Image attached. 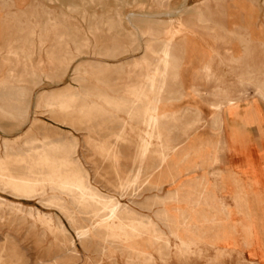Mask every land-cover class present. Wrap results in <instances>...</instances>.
Here are the masks:
<instances>
[{"label": "rangeland", "instance_id": "rangeland-1", "mask_svg": "<svg viewBox=\"0 0 264 264\" xmlns=\"http://www.w3.org/2000/svg\"><path fill=\"white\" fill-rule=\"evenodd\" d=\"M263 1L169 0L172 15L153 18L144 15L156 13L155 0L0 3V82L13 71L17 86L10 91L30 118L27 125L22 116L14 121L0 111V264H264ZM197 2L225 6L230 16L218 21L233 22L240 32L248 27L249 49L220 40L215 29L176 13ZM129 13L141 14L135 23L142 50L129 47ZM12 16L26 20L15 24ZM45 23L56 29L39 40ZM63 28L68 33L62 37ZM168 29L175 30L169 42L178 63L168 68L159 91L145 87L144 99L156 97L168 113L161 119L162 143L152 137L139 159L135 120L116 110L112 100L126 101L128 92L144 84V62L154 58L144 46L158 50ZM60 41L64 48L53 50ZM204 52L210 54L211 76L199 79L194 71ZM232 55L236 60L230 62ZM58 62L63 64L56 68ZM70 92L75 97L69 108L44 106ZM118 118L124 121L123 133H116ZM207 118L211 130L203 126ZM170 147V154H160ZM71 151L81 164V180L139 216H150L168 246L152 243L154 231L139 219L128 222L137 221L132 225L138 228L129 236L140 239L149 253L130 250L123 236L116 242L92 233L84 238L94 219L75 211L69 222L55 198L68 203L66 192L29 172Z\"/></svg>", "mask_w": 264, "mask_h": 264}, {"label": "bare ground", "instance_id": "bare-ground-1", "mask_svg": "<svg viewBox=\"0 0 264 264\" xmlns=\"http://www.w3.org/2000/svg\"><path fill=\"white\" fill-rule=\"evenodd\" d=\"M18 1H25V0H18ZM167 1H169V0H155L153 7L156 9V13L155 14H146V15H144V17L153 18L155 15L170 14V13L172 15V12L169 11L168 8L166 7ZM238 1L240 2V1H244V0H238ZM224 2H225V0H224ZM0 3H2V4L6 3V0H0ZM262 3H263L262 8L264 9V1ZM208 4H206V3H200L199 4L197 2V5H194L192 7L183 6L182 8L178 9L176 13L179 12L180 14L186 15L192 22L193 21L197 22L201 26H207L210 29H215L217 31L218 38L220 40L222 39L223 41H225L229 44L236 43L237 46L239 45V46L243 47L245 49V51H247L250 47L249 41H251L248 27L244 28L243 32H240L237 25L233 22L230 23L229 25H223L218 20L222 19L223 17H229L230 12L226 9L225 6L214 7L213 5H208ZM166 8H167V10H166ZM113 11H115V10H113ZM118 11L120 12V10H118ZM140 15L141 14H139V17H140ZM234 15L239 16L238 13L237 14L234 13ZM142 16H143V14H142ZM168 16H170V15H168ZM263 16H264V13H263ZM139 17H138V15H132L131 13H129V15H126V19H127L126 21L130 23V25H131L130 28H132V31L129 33V39H130V46L129 47H133V45H134V46H136L135 48L137 50L138 49L142 50L143 48H142V46H140L141 30H140L139 26L135 23V21ZM12 19H14L15 24H21L26 20L25 16H23V17L12 16ZM171 22H172V20H171ZM171 22H170V24H171ZM52 23L57 24L58 22L54 21ZM169 26H171V25H168V28H169ZM174 28H176V27H174ZM55 29L53 28V26L51 27V25H48L47 23L43 24L39 29V40H43L48 35L53 34ZM176 29H179V28H176ZM164 31H166V30H164ZM183 31H184V29H183ZM186 31L188 33V30H186ZM174 32H175V30H174ZM174 32L168 29L167 38L165 37L166 39H164L161 42V45L159 46L158 50H156V51H154L152 48L144 46V49L152 52L153 53L152 56L154 57L150 64L147 62H144L145 68H146V75H145V77L143 76L145 78L144 84L139 85L132 92H128V95H127L128 98L126 101L122 100V99H117V98L112 100V105L114 106V108L116 110L124 111V113L126 114V116L130 120L131 119L135 120V123H136L135 128L137 129L136 133H140V134H138L139 142L137 143V148H138L137 149V155H138L137 157L138 158L142 157L145 154L147 148L151 144L150 141H151L152 137L158 138L160 140V143H162L161 131H160L161 119L166 117V115L168 113L159 106V103H158V100L156 97H154L151 101H148V102H146L144 100L146 97V94H147L145 87L147 86L148 90L151 93L152 92L154 93L157 90L159 91V89L162 87V83L165 79L166 72H167L168 68L170 66L177 65L178 60H177L176 56L172 53V46L169 42L170 39L172 38V36H175V35H173V34H175ZM29 33L31 34L30 31H29ZM67 33H68V30L66 28H63V31L60 33L59 36L63 37L65 35H67ZM180 34L182 35V33H180ZM180 34H179V36H180ZM177 39H178V37H177ZM171 40H173V38ZM80 46H82V45H80ZM51 47L53 50L59 52L64 48V43H63V41H60L56 45H52ZM81 48L77 47L76 50L78 53H81L80 52ZM232 49H235V48H232ZM8 53L11 54V53H14V51L11 49V51ZM204 53L202 54V58L199 60V62H197V69L194 71L195 77H197L199 79H206L209 76H211V70H210V67H209L208 62H207L208 61L207 58L210 56V54H206V53L204 54ZM199 56H200V54H199ZM233 56L234 55H232L230 62L236 60V59H234ZM7 60L9 61V59H7ZM40 60H42V59H40ZM93 63H94L93 65H98V63H95V62H93ZM56 64H57L56 65V68H57L59 65H62L63 63L58 62ZM12 74H13V71H11V70L8 71L6 73V75L3 76L4 78L7 79V81L5 80V81L0 82V111L3 114L11 117L12 119L22 116L23 120H24V124L28 125V123L30 121L29 115L27 114L28 109L24 106L16 104V99L13 96V92L10 91L11 88L17 86V83H15L13 80ZM3 77H2V80L4 79ZM8 80H10V82H8ZM32 93H33V90H32ZM40 94H41V92H40ZM131 95L134 96V99L130 98ZM74 97H75V93L70 92V93L64 94L62 100L58 99V98H52L50 100H47L44 103V106L45 107H52L56 104H60L64 108H69L70 102ZM217 105H219V104H217ZM218 111H219V108H217L215 111L217 113L215 116L216 118H219ZM215 112H213V113H215ZM213 113H210V116ZM208 122H209V119L207 118L206 123L203 126L205 128H208L209 130H211L213 126H209ZM123 125H124V121L120 120L118 118L116 133H123ZM218 130H219V128H217V131ZM141 133H145L146 136L148 137V139L146 140L145 137L143 135H141ZM120 137H121V135H120ZM234 137H235V134H234ZM236 137H237V135H236ZM159 151H160V154L162 156H165V154H167V153L170 154V152L173 151V147H170L167 150H164V148H162V150H159ZM73 154H74V152L71 151L66 156H64L63 158L58 159L56 161L48 162V163H45L44 165L39 164L33 168L30 167L29 172H31L32 174L33 173H39V175H41L43 177L42 180L49 181L53 188L62 189L66 192V195L69 196L68 197V203L63 202V199L61 197H55V198L58 200V203H57L58 208L57 209L60 210L61 213H63V215H65V217L68 218L69 222L70 221L74 222V212L75 211H79L82 214L86 215L87 220L89 218L94 219L95 225L91 228V230H85L86 229L85 228L84 231L82 232V236H84V238H85V236H88L90 233H92L93 235L98 236L103 241L116 242V241H118V239L121 236H123V238L126 237V246H129L131 248L130 250L133 249V250H135L136 253H142V254L143 253L144 254L149 253V251H147L145 248H143L139 244L140 239H137L135 235L129 236L130 234H132L133 231L137 230L138 228L135 225H132L134 222H132V224H130L128 222L132 221V220L139 219V220L145 222L147 224V226L150 227L152 231H154V233H152L150 235L152 237V239H151L152 241L151 240H149V241H151L152 243L154 241H161L162 244L164 243L165 246H168L169 242H168L167 237L164 235V233L162 231L155 232V231H157L158 226H157V223L154 220H152V218L150 216H148V215L139 216L132 208H130L126 204L120 203V201H118L114 196L104 195L95 186H93L88 180H81V176L78 173L79 172L78 169L81 166V164H80L79 160L75 159L72 156ZM136 222L137 221H135V223ZM124 224H125V227H127L126 229H128V231H124V226H123ZM60 228H61V226H60ZM133 233H136V232H133ZM77 234L79 235V232ZM80 234H81V232H80ZM134 238H136V239H134ZM138 238H140V236ZM78 239H79V237H78ZM80 239H81V237H80ZM167 254H168V252L165 253L164 255H167Z\"/></svg>", "mask_w": 264, "mask_h": 264}, {"label": "crops", "instance_id": "crops-1", "mask_svg": "<svg viewBox=\"0 0 264 264\" xmlns=\"http://www.w3.org/2000/svg\"><path fill=\"white\" fill-rule=\"evenodd\" d=\"M250 129L252 130V132L255 131V127L254 126H250Z\"/></svg>", "mask_w": 264, "mask_h": 264}]
</instances>
